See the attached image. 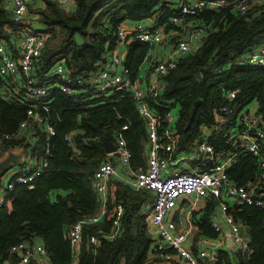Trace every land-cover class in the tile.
<instances>
[{
	"label": "trees",
	"instance_id": "1",
	"mask_svg": "<svg viewBox=\"0 0 264 264\" xmlns=\"http://www.w3.org/2000/svg\"><path fill=\"white\" fill-rule=\"evenodd\" d=\"M41 1L44 6L31 11L50 37L35 76L40 85L50 90V96L43 101L49 105L44 116L55 134L48 138L47 133L38 129L39 139L33 153L42 157L45 145L49 144V165L31 184L17 183L0 207V264L10 258L13 245L33 236L43 239L52 264H73L68 229L81 218L95 214L101 205L92 182L97 168L109 156L103 145L106 138L117 142L122 136L132 153V169L146 167V121L132 92L127 89L101 92L87 83L69 95L61 91L63 82L52 73L55 64L64 60L73 78L89 80L120 42L118 32L125 21L154 19L156 27H163L168 33L181 30L172 21L181 17L184 25L191 23L192 28L203 27L206 31L201 46L179 58L165 77L163 93L151 101L162 117L174 107L179 108L175 135L179 151L192 150L203 129L216 124L215 112L227 101L226 94L230 91H239L232 102L238 109L257 102V112L264 123V66L247 61L249 53L264 43V2L251 4L245 15L234 10L238 0H226L219 9L205 8L197 15H185L179 3L171 0H73V11L64 8L59 0ZM21 27L5 0H0V38L13 45L8 30L18 33ZM77 36L83 43L77 42ZM127 47L124 65L135 82L141 80L140 71L152 44L134 37ZM9 82L0 76L3 152L19 146L31 147L27 137L18 134L21 123L28 119L32 102L24 90L2 92ZM73 131L76 134L70 143L67 137ZM211 142L218 149L231 147L222 136L213 137ZM238 159L229 169V176L241 185L256 180V158L243 153ZM150 193L123 181H112L105 222L85 226L77 264H181L165 258L167 254L175 255L174 249L154 248L146 207L154 201ZM118 206L123 209L121 234L114 241L102 238L97 246L92 245L91 234L101 227L111 228L118 216ZM229 212L250 229L252 253L248 257L237 252L235 256L222 249L218 260L210 264H264V206L233 204ZM214 213V202L210 201L198 220L200 233L211 238L219 236L212 226Z\"/></svg>",
	"mask_w": 264,
	"mask_h": 264
},
{
	"label": "built area",
	"instance_id": "2",
	"mask_svg": "<svg viewBox=\"0 0 264 264\" xmlns=\"http://www.w3.org/2000/svg\"><path fill=\"white\" fill-rule=\"evenodd\" d=\"M36 0H5L6 7L12 12L15 22L21 24L17 35V52L13 54L4 44H0V76L4 78L23 75L22 90L31 100L32 106L28 111V119L21 123L20 131L29 126H46L49 136L55 134L54 127L48 123L44 114L49 112V105L43 102L50 96L47 86L40 85L32 74L38 67V60L47 45L50 35L35 22L27 21L30 6ZM70 0H60L66 4ZM253 0H238L234 6L235 12L247 14ZM226 4V0H193L180 3L182 14L197 15L205 8L219 9ZM173 23L183 28V19L174 17ZM163 27H156L150 21L136 22L133 31L134 37L144 42H160L164 34ZM206 34L203 27L195 28L190 37L178 40L172 46V53L167 58L149 60V73L146 88L143 90L139 82L133 81L129 70L125 67L120 55L111 53L105 63L89 80L73 78L63 61H58L54 67V74L63 82L61 91L73 95L80 86L90 84L101 92L113 89H127L132 92L137 102V108L146 121L147 126V164L138 170L130 168L132 153L126 148V141L122 136L118 138V164L129 169L132 178L127 182L136 190H148L155 194V201L149 215V221L155 232L154 248L157 251H166L172 248L175 255L167 254L165 258L179 259L183 264L214 263L218 260L219 251L226 245L225 231L219 221L212 222V226L219 233L217 238L201 236L192 240L188 231H177V222L185 223L180 217L176 221L172 214L184 198L192 197L193 204L201 199H217L220 201L226 224L231 233V243L238 247L242 256H250L251 235L250 229L237 221L229 212L233 204L264 206V123L257 109L250 105L237 107L232 103L237 98L238 90L226 94V102L215 112L216 124L211 128L205 127L201 139L196 142L192 150L179 151L177 149L176 121L172 109L163 117L151 103L158 98L165 89V77L177 65L179 58L190 54L194 42L201 40ZM118 38L125 41L128 35L123 27L119 29ZM148 60V59H147ZM249 63L264 66V43L257 46L248 55ZM122 67V68H121ZM22 77V78H23ZM18 91V92H20ZM14 92V93H18ZM127 126L124 127L126 129ZM225 128H228L224 131ZM222 136L230 145L228 149H218L211 139ZM0 130V154L3 152V139ZM6 138H10L6 136ZM33 141L38 139L37 134L31 136ZM73 142V133L67 137ZM30 149V146L26 148ZM29 150L28 152H30ZM243 153H249L257 160L258 176L256 180L241 185L229 176V166ZM51 148L45 145L43 156L37 158L38 163L33 167L31 155H27L23 165H13L0 177V207L5 204L6 197L18 184H31L43 174L49 165ZM238 160V159H237ZM191 162L194 169L180 167L182 163ZM117 174L115 162L104 161L96 170L93 177V188L103 202L102 209L91 216H86L75 222L68 229L71 250L74 254L73 264H77L84 229L87 225L103 224L107 213L105 203L108 199L110 183ZM118 216L109 230L101 227L97 233L91 234L89 242L97 246L102 238L116 240L122 232L120 219L123 212L118 206ZM229 251V250H228ZM230 252V251H229ZM231 253V252H230ZM235 255V254H233ZM6 264H52L49 251L43 239L33 236L23 240L10 249V258Z\"/></svg>",
	"mask_w": 264,
	"mask_h": 264
},
{
	"label": "crops",
	"instance_id": "3",
	"mask_svg": "<svg viewBox=\"0 0 264 264\" xmlns=\"http://www.w3.org/2000/svg\"><path fill=\"white\" fill-rule=\"evenodd\" d=\"M171 1L178 2L180 4L181 2L182 3L186 2L187 0H171ZM191 1H193V0H191ZM263 2H264V0H253L252 5L253 4H257V3L258 4L259 3H263ZM43 6H44L43 1L36 0L30 6L29 13H28V17H27V21H33V22H35V24L38 27H40V28H42L43 26L40 25V23L38 21H36L37 15L34 14L31 11V8L36 9V8H41ZM178 7H179V5H178ZM69 8H71L70 10L67 9L69 11H73L75 9V3H74L73 0H72V2L69 3ZM153 21H154V19H153ZM133 23L136 24V22H133ZM122 27H123V25H122ZM190 27H192L191 23L183 26V32L184 33L186 32L185 33L186 37H190V31L188 30V28H190ZM178 32H179L178 30H172V31H170L168 33L166 32L168 35L165 34V32H164L163 37H162L163 39L160 42H153L152 43V49H151V52H150V54L148 56V60L145 62V65L141 68V71H140V78L142 80L139 82V85H140V87L143 90H145V88H146V80H147L148 73H149V64H148L149 63V60H156V59H161V58H167V57H169L171 55V53H172V46L173 45H170V43H168V37H169V40L172 41L173 38H174V36H171L172 33H174L177 36L178 35ZM8 33L11 35V42L13 43V45H9L5 39H1V38H0V44H4L6 46V48L10 52H12L13 54H15L17 52V35L14 34V33H12L11 30H8ZM77 42L78 43L79 42L80 43H83V40L80 39V38H78V36H77ZM202 42H203V39H201L199 41H195L194 42V48H193V51L191 53H194L195 51H197V49L201 46ZM124 60H126V59H123V61ZM39 61H40V59L38 60V62ZM63 62H64V60H63ZM52 73H54V69H53ZM35 75H36V73L34 72L32 74V76L35 79H37ZM22 77H23V75L20 74L17 77H8V78H6L7 80L10 81L9 82V87L8 86H4L2 88V92H5L6 90H10V91L12 90L11 92H15V91L18 92V91H20L22 89V82L24 81V77L23 78ZM22 91H20L18 93H21ZM256 104H257V102H256ZM256 109L258 110V105H256ZM178 116H179V108H178V114H177V117L176 118H178ZM39 128L44 133H47L45 131L46 130V126L37 125V124L36 125H33V126H29L27 130H24V131L21 132V134H23L24 136H26L27 137V140L31 143V147L29 149V150H31L30 152H28L29 150H27L25 147L19 146L17 148L16 147L15 148H10V149H8L7 152L4 151L1 154L4 153L6 158L8 157V155L10 153L19 155L20 156V160H19L18 163H15L14 165H23L25 157H27V155H31V162L33 163V167H35L36 164L38 163L37 158H40V157L38 156L39 154H36L35 155L33 152L35 151L34 150V148H35L34 146H35L36 142L38 141L39 136H38V139L35 140V141H33L31 139V136L34 133L38 135L39 134L38 133L39 132V130H38ZM146 129H147V126H146ZM72 133H73V139H74V136H75L76 133H75V131H73ZM47 137L48 138L50 137L49 134H48ZM146 142H147V140H146ZM113 144L116 147V150L114 152L107 153L106 150H105V152L109 155L107 160H110V161L115 162V164L117 166V174L115 175V177L113 178L112 181H123V182L127 183L132 178L131 171L129 169H127V168H125V167H123V166H121V165L118 164L117 156H116L117 147H118V140H117V142H113ZM145 146H146V143H145ZM104 148H105V146H104ZM126 148H127V144H126ZM36 156H37V158H36ZM146 156H147V146H146ZM237 159L231 164V166H229V168L230 167L232 168L237 163V161L239 160V159L238 160ZM180 167H181V169L182 168H185V169H188L189 171H191V170L194 169V165L191 162L182 163L180 165ZM130 168L132 169L131 166H130ZM253 180L254 179H251L249 181V183L252 182ZM56 195H57V193L54 194L55 197H56ZM150 195L153 196V199L155 201V194L153 192H151ZM99 200H100V198H99ZM154 201L151 202V203H148V205L146 206L147 207V210H149L148 211L149 212V215H150V211L152 209V206L154 204ZM210 201H213L214 202V210H215V213H214V215L212 217V222H213V220L214 221H219V223L223 226L224 231H225V238H226V242H227L226 245H225V247H224V249L229 250L231 252V254L233 255V254H235V253L238 252V247L236 245H234V244L231 243V240L232 239H231V236H230L231 233H230V230H229V226L226 224V219H225L224 213L222 211V208H221V205H220V201L217 200V199H212V200H210V199H201L198 202V204H193L195 201H194V199L192 197H188V198L182 199V201L180 202L178 208L172 214V216H174V217H172V219H174L176 221L177 220L179 221L180 220V217H182L185 220V223H183V224H180L179 222H177V225H178L177 231L178 232L188 231V233L190 234V238L192 240H194L196 238H200L201 236H206V235H203L202 233H200L201 230L199 229L198 220L200 219L201 215L204 214L205 209L208 207ZM105 206H106V210H107V201L105 203ZM102 207H103V202L101 201V205H100V207H99V209H98V211L96 213H98L102 209ZM150 229H151V233H152L153 237L155 238V232H154V230H153V228L151 226V223H150ZM177 261L180 262L181 264H183L179 259H177ZM3 264H6V263L4 262Z\"/></svg>",
	"mask_w": 264,
	"mask_h": 264
},
{
	"label": "rangeland",
	"instance_id": "4",
	"mask_svg": "<svg viewBox=\"0 0 264 264\" xmlns=\"http://www.w3.org/2000/svg\"><path fill=\"white\" fill-rule=\"evenodd\" d=\"M59 2H60V0H59ZM70 2H72V0L68 1L66 4H61V5H63L64 8L70 10L71 9V8H69V3ZM149 21L152 23L153 22V19H150ZM123 28L125 29V31H126V33L128 35V38L125 41L118 42L116 48L113 51H111V55H113V53H115V54L120 55L122 57V59H126V56H127V53H128L127 44L130 43L133 40V38H134L132 34H133V31H134V28H135V24L133 22H131V21H125L123 23ZM188 30L191 33L193 30H195V28L190 27V28H188ZM185 33L183 32V28L181 30H179L177 36L174 33H172L171 36H174V38H173L172 41H170L169 40V37H168V43H170V45H173L178 40H180L182 38H185L186 37ZM165 34H167V33H165ZM78 38L82 39L80 36H78ZM256 105H257L256 102H253L251 104V107L256 108ZM177 114H178V107H174L172 109V115H173V117L176 118L177 117ZM5 158L6 157H5V154L4 153L3 154H0V162L3 161Z\"/></svg>",
	"mask_w": 264,
	"mask_h": 264
},
{
	"label": "water",
	"instance_id": "5",
	"mask_svg": "<svg viewBox=\"0 0 264 264\" xmlns=\"http://www.w3.org/2000/svg\"><path fill=\"white\" fill-rule=\"evenodd\" d=\"M103 144L105 146V150L107 153H111L116 150V147L110 138H106ZM19 160H20L19 155L10 153L7 158L1 161L0 162V177L6 170H9L15 163H18Z\"/></svg>",
	"mask_w": 264,
	"mask_h": 264
},
{
	"label": "clouds",
	"instance_id": "6",
	"mask_svg": "<svg viewBox=\"0 0 264 264\" xmlns=\"http://www.w3.org/2000/svg\"><path fill=\"white\" fill-rule=\"evenodd\" d=\"M10 11V10H9ZM11 12V11H10ZM12 13V12H11ZM38 18V17H37ZM36 21H37V19H36ZM169 249H171V248H169Z\"/></svg>",
	"mask_w": 264,
	"mask_h": 264
}]
</instances>
